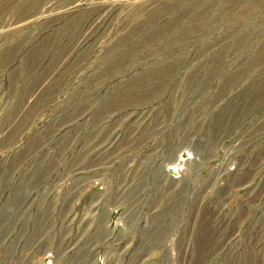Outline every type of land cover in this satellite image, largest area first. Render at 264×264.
<instances>
[{"label":"rangeland","instance_id":"374dc122","mask_svg":"<svg viewBox=\"0 0 264 264\" xmlns=\"http://www.w3.org/2000/svg\"><path fill=\"white\" fill-rule=\"evenodd\" d=\"M22 1L0 264H264V0Z\"/></svg>","mask_w":264,"mask_h":264},{"label":"bare ground","instance_id":"6f19581e","mask_svg":"<svg viewBox=\"0 0 264 264\" xmlns=\"http://www.w3.org/2000/svg\"><path fill=\"white\" fill-rule=\"evenodd\" d=\"M5 1V2H4ZM16 1H18V0H15L13 3H15ZM12 3V4H13ZM39 3V0H31V1H29V0H24V1H22L21 2V4H20V6L18 7V8H16V15H17V18L19 17V18H22L21 20H23V19H25L26 18V16L28 15V11H32V10H34V8L35 7H37V4ZM12 4H11V0H0V10H1V8H3L4 7V9L6 8H8V7H12ZM14 11V10H13ZM15 15V16H16ZM9 54V53H8ZM32 57V56H31ZM39 59V58H38ZM27 63V62H26ZM31 73V72H30ZM37 76V75H36ZM42 76V75H41ZM37 84H35V86H36ZM40 85H41V83H40ZM27 86V85H26ZM38 87V86H37ZM36 87V88H37ZM52 88V87H51ZM33 89V88H32ZM34 89H35V87H34ZM31 92V91H30ZM22 93V92H21ZM24 95V94H23ZM32 95V94H31ZM20 96V95H19ZM25 96H27V95H25ZM20 98V97H19ZM22 99V98H21ZM24 99V98H23ZM22 102H24V101H22ZM18 105H19V102H18ZM23 105V104H22ZM21 105V106H22ZM18 108V107H17ZM20 108V107H19ZM9 134H10V132H9ZM13 134H15V133H13Z\"/></svg>","mask_w":264,"mask_h":264}]
</instances>
